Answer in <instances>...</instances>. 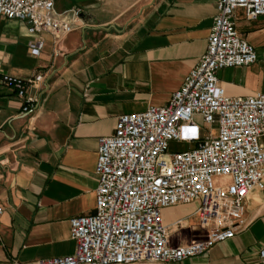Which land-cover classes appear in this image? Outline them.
Instances as JSON below:
<instances>
[{
	"label": "crops",
	"instance_id": "0c3cea01",
	"mask_svg": "<svg viewBox=\"0 0 264 264\" xmlns=\"http://www.w3.org/2000/svg\"><path fill=\"white\" fill-rule=\"evenodd\" d=\"M53 1L71 31L31 32L26 21L0 15V78L44 75L27 91L39 97L33 114L23 113L15 88L0 81V264H37L75 251L69 220L94 211L98 138L113 132L120 114L169 102L206 52L218 12V0ZM235 22L258 60L220 69L219 82L232 96L264 93V15L248 19L239 8ZM36 38L43 48L33 55ZM199 204L162 210L171 246L207 238ZM245 219L235 237L205 254L132 264H259L264 189L246 198Z\"/></svg>",
	"mask_w": 264,
	"mask_h": 264
},
{
	"label": "built area",
	"instance_id": "2783aa9c",
	"mask_svg": "<svg viewBox=\"0 0 264 264\" xmlns=\"http://www.w3.org/2000/svg\"><path fill=\"white\" fill-rule=\"evenodd\" d=\"M239 8L257 19L264 15V0H218L206 52L169 102L120 114L113 132L98 138L94 211L69 220L75 251L37 264L183 262L245 226L246 198L255 188L264 189V93L229 95L218 77L222 68L258 60L255 47L236 28ZM0 15L26 21L31 32L72 30L56 15L53 0H0ZM42 48L40 38L29 43L33 55ZM43 79L38 73L28 79L3 75L0 81L15 88L21 111L33 114L39 97L27 91ZM205 124L215 128L205 133ZM172 142L189 147L170 150ZM219 177L229 181L218 182ZM195 200L207 238L171 246L162 210Z\"/></svg>",
	"mask_w": 264,
	"mask_h": 264
},
{
	"label": "rangeland",
	"instance_id": "374dc122",
	"mask_svg": "<svg viewBox=\"0 0 264 264\" xmlns=\"http://www.w3.org/2000/svg\"><path fill=\"white\" fill-rule=\"evenodd\" d=\"M213 128H215V125L211 126V125L205 124V126L203 127L205 133L210 132V130H212ZM187 147H189V144H186L183 142H172L170 144V150H181Z\"/></svg>",
	"mask_w": 264,
	"mask_h": 264
}]
</instances>
